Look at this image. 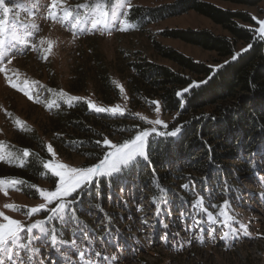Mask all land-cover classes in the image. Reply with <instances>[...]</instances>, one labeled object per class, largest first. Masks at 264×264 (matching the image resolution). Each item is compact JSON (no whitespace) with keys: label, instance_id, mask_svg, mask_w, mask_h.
Masks as SVG:
<instances>
[{"label":"rangeland","instance_id":"1","mask_svg":"<svg viewBox=\"0 0 264 264\" xmlns=\"http://www.w3.org/2000/svg\"><path fill=\"white\" fill-rule=\"evenodd\" d=\"M172 1L130 0V3L156 8ZM208 1L226 9L247 10L258 21L264 20V0L255 6ZM74 2L65 0L58 4L54 10L56 19L48 15L53 10L51 0H8L0 5V19L5 17V7L10 10L4 30L0 31V50L7 51V55L0 56V68L4 69L0 71L1 165L24 164L27 159H18L11 146L25 143L26 133L38 135L47 146L51 145L55 155L49 152L45 163L51 160L69 167H88L112 151L103 142L106 153L84 165L85 154L69 142L66 151L59 148L61 134L70 139L58 119L60 112L74 108L85 98L95 100L98 106L103 105L96 74L101 62L121 92V100L107 108L118 107L123 113H130L132 108L126 80L118 66L125 53L133 57L140 54L156 63L173 66L156 53L152 45L155 40L196 60L213 66L220 63L213 52L161 34L164 30L178 28L228 34L220 25L195 11L140 28L122 23L127 8L118 10L119 19L113 17L112 4L119 0ZM105 3V10L109 12L107 28L111 31L103 27L92 30L94 10L98 4L103 6ZM65 10L73 13L67 20L63 19ZM77 17L79 24H76ZM26 92L31 94V99ZM143 111L140 130L127 131L123 137L101 131V136L119 145L141 131L150 132V123L154 121L171 119L159 106ZM92 113L102 117L97 111ZM110 115L116 116V112ZM132 120L130 117V122ZM149 140L148 136L147 145ZM244 156L241 162L229 161L231 174L205 178L204 187L198 188L194 184L184 191L178 186L177 179H173V192L161 197L158 203L152 201L147 185L138 177L144 161L139 158L135 162L138 166L132 172L135 164L110 178H98L91 191L85 190L77 202L65 209L64 219L57 218L47 222L43 229H33L29 235L37 239L32 241L31 249H39L38 252L14 247L11 260L3 254L0 257L4 258L5 264H264V155ZM0 181V211L5 215L20 220L25 226L53 215L50 211L31 216L25 212V208L40 204H46L49 209L56 206L55 201L48 204L39 195L40 189L54 191L58 184V178L45 167L39 182L25 184L10 175L0 176ZM30 188L36 194L29 195L26 191ZM185 194L194 201L185 200ZM225 201H228L227 205ZM7 204L17 205L18 209L6 208ZM4 222L0 217V223ZM241 225H246L247 230ZM50 228L55 229L59 240L75 241V244L53 247L50 235H47ZM80 251L85 253L84 258L79 256Z\"/></svg>","mask_w":264,"mask_h":264},{"label":"trees","instance_id":"2","mask_svg":"<svg viewBox=\"0 0 264 264\" xmlns=\"http://www.w3.org/2000/svg\"><path fill=\"white\" fill-rule=\"evenodd\" d=\"M222 1L255 6L262 0ZM103 2L111 3L112 0ZM190 11L209 18L228 34L217 35L208 29L178 28L164 30L162 36L215 53L220 62L218 65L196 60L153 40L156 53L173 66L156 63L140 54L135 57L123 55L118 66L126 80L132 107L130 113L116 112L113 117L109 111L99 112L102 117L92 113L95 109L89 107V101L96 107L107 108V105L121 100L119 88L101 62L96 74L103 105L98 106L95 100L85 98L74 108L58 114L64 131H68L70 137L66 139L60 133L62 145L59 148L66 151L69 142L85 154L84 165L93 163L106 153L102 148L105 136H101V131L123 137L127 131L141 129L143 110L159 106L163 113L169 114L171 119L163 121V124L150 123L148 158L144 159L138 174L156 203L173 192V179H177L178 186L184 191L188 189L184 185L204 187L205 178L231 174L230 160L241 162L246 154L264 155V39L258 31L259 21L252 13L226 9L208 0H173L156 8L132 4L125 18L128 24L143 28ZM193 84L198 86L190 87ZM130 117L133 118L131 122ZM177 128L176 135H170ZM153 129L157 131L153 132ZM24 135L25 143L12 144L11 147L16 150L18 159L27 160L23 165L16 163L13 167L0 164V176H15L25 184H32L40 181L49 151L40 136L33 133ZM25 149L29 151L28 156L23 154ZM137 166L132 167L131 172ZM239 166L245 167V164ZM26 192L36 194L33 188ZM184 197L194 201L188 195Z\"/></svg>","mask_w":264,"mask_h":264},{"label":"snow or ice","instance_id":"3","mask_svg":"<svg viewBox=\"0 0 264 264\" xmlns=\"http://www.w3.org/2000/svg\"><path fill=\"white\" fill-rule=\"evenodd\" d=\"M65 0H51V8L52 11H49L48 15L52 19H56V13L55 9L58 4H63ZM4 4V0H0V5ZM107 7V3H105L103 6L97 5L95 11V15L93 16L91 20V28L92 30H97L98 27H103L107 29L109 32L111 29L107 28L108 22H109V12L105 10ZM132 5L130 3V0H119L118 3L112 4V15L114 18L119 19L120 13L119 9L127 8L131 9ZM10 10L5 7L3 9V12L5 14L4 19H0V31L4 30V25L7 23V14ZM73 13L71 11L65 10L63 19L67 20L70 17H72ZM80 23V19L77 17L76 24ZM122 23H126V19L122 21ZM260 27L258 29L260 33V37L264 39V20L259 21ZM75 27V25H73ZM87 30V29H85ZM120 30H126V29H120ZM248 47H251V44H249ZM51 50V45L49 47V51ZM246 50V49H245ZM7 55V51L0 50V56ZM236 55H239L237 53ZM46 58V57H45ZM235 59V56L233 57ZM0 71H4L3 68H0ZM9 83H12L11 79H9ZM13 87H17L16 84L12 85ZM198 85L193 84L190 87H196ZM122 87V86H121ZM185 92L188 91V89L184 90ZM26 95H29V98L31 99L30 93H25ZM177 95H180V93H177ZM79 99V98H76ZM89 107L95 109L97 112H121L122 110L118 107L116 108H99L96 107L95 104H93L91 101L88 102ZM159 109H157L158 111ZM156 124H163V121L157 120L154 121ZM164 127H167V125H164ZM153 132H156V129L152 130ZM179 131V128H177L175 131L171 132L170 135H176V133ZM159 135H163L164 133H159ZM150 135L149 131H141L137 135H135L133 138L129 139L128 141L122 142L121 144H113L109 140H104V144L108 146L112 151H109L107 155L103 156L102 159L99 160L98 163L88 166V167H69L67 164H55L51 160L47 161L44 164V167L50 171V173L58 178V184L55 187L54 191H45L43 189L39 190V195L45 199L48 204L56 202V206L49 209L46 204H40L37 207H31V208H25V212L28 216H31L33 214L39 213L41 211L48 212L50 211L53 215L47 216L46 220H39L35 223H32L30 225L25 226L20 220L14 219L12 217H9L5 215L4 212L0 211V217L3 218L5 221L4 223H0V254H3V256H6L9 260H11L12 257V249L14 247H20L24 249H30L32 251L38 252L39 249H31V243L32 241L36 240L37 237L33 235H29L32 233L33 229H43L44 225L52 221L54 219H64L65 216V209L69 208V206L75 202H77L81 196V193H83L85 190L91 191L92 186H94L96 180L100 177H112L114 174L119 173L122 171L123 168H127L128 166L134 165L135 162L139 158H143L147 160L148 153H147V137ZM48 151L52 152L53 155H55L54 151L52 150L51 145L47 146ZM24 156L29 155V151L27 149L24 150ZM0 159H3V157H0ZM2 182V181H0ZM13 184L19 183L17 181H12ZM183 187L187 188L188 185H184ZM7 194V192H5ZM75 194V195H74ZM68 197H71V199H66ZM225 205L228 204V201L224 202ZM6 208H17V205L13 204H7L5 205ZM205 211H207L205 209ZM222 215H226V213H221ZM73 216H74V210H73ZM211 217V214H209ZM71 219V218H69ZM242 228L247 230L246 225H241ZM21 233H24V235H21ZM47 235H50L51 244L53 247H55L57 244H75V241H64L58 239V234L56 233L55 229H49ZM27 240L28 243H23V241ZM96 255H100L99 253H96ZM79 256L81 258H84L85 253L83 251L79 252ZM0 264H5V260L3 257H0Z\"/></svg>","mask_w":264,"mask_h":264}]
</instances>
